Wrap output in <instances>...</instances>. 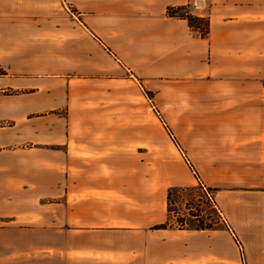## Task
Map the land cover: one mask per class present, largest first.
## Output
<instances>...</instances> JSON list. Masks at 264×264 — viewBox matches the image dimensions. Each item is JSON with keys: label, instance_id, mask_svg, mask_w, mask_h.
Segmentation results:
<instances>
[{"label": "crops", "instance_id": "0c3cea01", "mask_svg": "<svg viewBox=\"0 0 264 264\" xmlns=\"http://www.w3.org/2000/svg\"><path fill=\"white\" fill-rule=\"evenodd\" d=\"M60 4L78 11V23ZM186 5L209 20L206 37L167 15ZM82 63L109 73L78 77ZM0 69V88L14 93L0 100V264H213L205 231L155 229L170 221L168 191L193 178L156 175L124 134L130 126L93 100L99 89L105 106L122 100L123 69L263 85L264 0H0ZM222 94L244 119L226 150L205 156L248 165L238 178L264 192V91Z\"/></svg>", "mask_w": 264, "mask_h": 264}, {"label": "rangeland", "instance_id": "374dc122", "mask_svg": "<svg viewBox=\"0 0 264 264\" xmlns=\"http://www.w3.org/2000/svg\"><path fill=\"white\" fill-rule=\"evenodd\" d=\"M58 7L77 22V10L65 4ZM104 71L108 70L83 63L75 69L76 76L86 75L85 79L89 75L99 78ZM4 74L0 69V87ZM121 77L116 90L121 91L122 100L116 103L108 100L105 106L107 100L99 89V99L93 100L99 107L93 109L112 107L110 122L130 126L124 134L138 150L140 161L156 175L173 181L181 175L193 178L194 186L172 192L166 228L207 227L202 232V249L204 257L212 254L213 264H264V192L246 188L249 181L238 178L248 165L212 164L205 156L206 151L226 150L227 140L234 134L230 127L236 120L244 119L240 111L223 106L224 101L218 95L227 90L264 91V83L252 82L250 86L232 89L218 86L214 80L142 77L126 69ZM94 87H85L83 107L91 103ZM9 94L14 93L0 88V100ZM83 110H90V106ZM206 179L217 184L219 179L220 188L211 186ZM225 186L230 188L222 189ZM224 189L225 194H220Z\"/></svg>", "mask_w": 264, "mask_h": 264}, {"label": "trees", "instance_id": "16d2710c", "mask_svg": "<svg viewBox=\"0 0 264 264\" xmlns=\"http://www.w3.org/2000/svg\"><path fill=\"white\" fill-rule=\"evenodd\" d=\"M167 15L177 19L186 20L190 28L197 32L201 37H206L209 32V20L207 18H199L193 16L189 10V6H181V7H170L167 9ZM177 188L170 189L167 195V203H168V212H170V201H171V194ZM185 223V222H184ZM155 229H166V224L156 226ZM208 229L201 228V230Z\"/></svg>", "mask_w": 264, "mask_h": 264}, {"label": "built area", "instance_id": "2783aa9c", "mask_svg": "<svg viewBox=\"0 0 264 264\" xmlns=\"http://www.w3.org/2000/svg\"><path fill=\"white\" fill-rule=\"evenodd\" d=\"M211 198V197H210Z\"/></svg>", "mask_w": 264, "mask_h": 264}]
</instances>
